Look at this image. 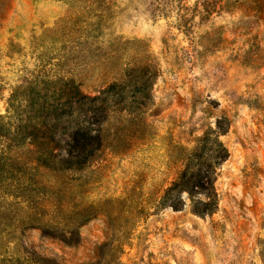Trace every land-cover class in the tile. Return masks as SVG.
Returning <instances> with one entry per match:
<instances>
[{"label": "rangeland", "instance_id": "1", "mask_svg": "<svg viewBox=\"0 0 264 264\" xmlns=\"http://www.w3.org/2000/svg\"><path fill=\"white\" fill-rule=\"evenodd\" d=\"M54 76L89 95L123 80L131 114L51 197L1 187L0 264H264V0H0V122ZM218 123L216 212L160 207Z\"/></svg>", "mask_w": 264, "mask_h": 264}, {"label": "trees", "instance_id": "2", "mask_svg": "<svg viewBox=\"0 0 264 264\" xmlns=\"http://www.w3.org/2000/svg\"><path fill=\"white\" fill-rule=\"evenodd\" d=\"M148 75V70L143 72L137 82L138 92L145 99L150 98L152 87V77ZM42 84L46 86L44 93L32 91L22 101V111L14 108L0 122V140L4 142L0 190L1 187L14 188L20 195L12 197L24 203L29 202L25 198L29 191L36 194V199L49 196L40 192L54 190L55 184L49 182V178L83 170L102 148L101 125L112 113L131 114L125 102L116 101L123 91V80L106 84L95 95L82 92L76 80L60 76L47 78ZM13 114L18 116L16 121ZM213 134V143L209 135L200 140L183 170L164 191L160 207L181 211L186 206L184 197L187 196L193 214L205 217L216 212L219 203L215 188L217 169L227 160L229 152L220 141V136L226 134L220 123ZM40 221L46 219L40 218Z\"/></svg>", "mask_w": 264, "mask_h": 264}]
</instances>
